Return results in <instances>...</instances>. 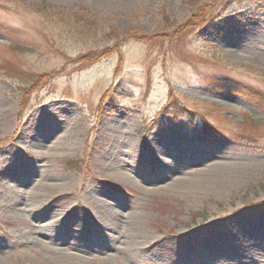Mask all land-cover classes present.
Returning <instances> with one entry per match:
<instances>
[{
    "label": "rangeland",
    "instance_id": "1",
    "mask_svg": "<svg viewBox=\"0 0 264 264\" xmlns=\"http://www.w3.org/2000/svg\"><path fill=\"white\" fill-rule=\"evenodd\" d=\"M0 264H264V0H0Z\"/></svg>",
    "mask_w": 264,
    "mask_h": 264
},
{
    "label": "bare ground",
    "instance_id": "2",
    "mask_svg": "<svg viewBox=\"0 0 264 264\" xmlns=\"http://www.w3.org/2000/svg\"><path fill=\"white\" fill-rule=\"evenodd\" d=\"M213 168H215V167H217V165L216 164H212L211 165ZM216 169V168H215ZM209 170H211V169H209ZM115 176L116 177H118V179L119 178H123V174L121 173V172H116L115 173ZM221 177V178H220ZM230 177H231V175L228 173V174H224L223 176H219L218 174H212V175H208L207 174V176L206 177H203L202 175H201V179L199 180V182L197 183H193L194 185H198V186H200V184L201 185H203V184H205V183H207V182H210V183H212L213 185H215V184H217L221 179L224 181H226V180H229L230 179ZM203 178V179H202Z\"/></svg>",
    "mask_w": 264,
    "mask_h": 264
},
{
    "label": "trees",
    "instance_id": "3",
    "mask_svg": "<svg viewBox=\"0 0 264 264\" xmlns=\"http://www.w3.org/2000/svg\"><path fill=\"white\" fill-rule=\"evenodd\" d=\"M12 72V71H11ZM12 73H14V72H12ZM14 74H16V73H14ZM22 76V74H20V77Z\"/></svg>",
    "mask_w": 264,
    "mask_h": 264
}]
</instances>
